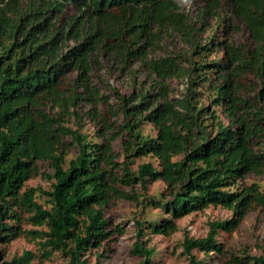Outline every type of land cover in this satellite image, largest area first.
<instances>
[{"label":"trees","instance_id":"trees-1","mask_svg":"<svg viewBox=\"0 0 264 264\" xmlns=\"http://www.w3.org/2000/svg\"><path fill=\"white\" fill-rule=\"evenodd\" d=\"M182 2L209 11L225 8L240 18L250 39L201 42L199 27L179 9ZM165 23L183 34L190 51L148 57L156 35L152 26ZM212 45L223 55L208 61ZM101 51L119 55L123 66L138 60L150 76L147 87L130 95L116 89L113 106L91 82ZM172 76L183 83L177 93H170L166 80ZM101 99L110 115L120 116L110 119L97 111ZM80 100L92 104L88 113L99 122L102 139L64 122L70 106L80 116ZM55 104L59 109L53 110ZM145 122L154 134L142 131ZM115 136L123 160L112 147ZM71 144L76 151L65 164ZM143 154L155 156L157 165L146 160L133 169V156ZM37 159L51 167L41 171L49 188L23 187L40 172ZM249 171H264V0H0V241L25 230V211L27 221L40 226L26 232L38 238L42 257L60 251L67 264H88L86 250L122 230L105 214L109 201L138 202L135 185L145 190L161 177L167 193L149 195L141 204L161 207L167 215L135 220L141 232L167 234L177 217L210 204L231 210L227 218L208 220L203 236L184 234L188 264H201L194 248L222 253L218 232L233 230L249 209H264V183L241 180ZM37 190L48 205L37 201ZM131 252L150 262L153 249L137 241ZM35 256L24 248L5 264H32ZM227 260L264 264V246L259 254L230 253ZM92 264L102 263L97 258Z\"/></svg>","mask_w":264,"mask_h":264},{"label":"rangeland","instance_id":"rangeland-1","mask_svg":"<svg viewBox=\"0 0 264 264\" xmlns=\"http://www.w3.org/2000/svg\"><path fill=\"white\" fill-rule=\"evenodd\" d=\"M179 9L187 13L189 22L199 27L198 38L201 42L215 37L240 43L247 41L249 38L244 23L240 18L229 16L225 8L209 11L197 2H182ZM152 27L156 30V35L147 46L146 55L148 57L184 53L190 49L183 38V34L173 24H153ZM222 55L223 50L218 46L212 45V50L205 55V58L210 61ZM70 76H75V71H71ZM91 78V82L98 85L100 92L107 94L108 100L113 103V106H115L116 89L121 93L130 95L140 87L142 89L146 88L150 80V76L146 74L138 60L133 61L129 66H123L119 55L104 51L98 54V63L95 65ZM166 80L171 87L170 93H177L178 89L183 87L181 80L175 76L166 78ZM203 101L208 102L207 98H204ZM91 105L90 102L80 100L77 106L79 117L72 111V106L62 116L66 124L78 127L81 131L86 132L88 137L99 140L104 136L97 134L96 129L100 127L99 122L96 118L92 119L89 116L88 109ZM95 105L97 111L107 112L106 104L102 102V99L97 101ZM57 109L59 107L55 104L53 110ZM217 112L220 118L226 120L224 113L219 107H217ZM107 114L110 119L115 118L117 115L120 116L119 113L110 115L107 112ZM142 131L154 134L155 129L152 124L145 122L142 126ZM111 143L114 151L119 152L116 158L118 160L125 159L126 154L122 148L120 137L115 136ZM75 151L76 147L74 144L68 145L65 153V164L67 159L74 155ZM178 157H180V153L173 156V158ZM146 160H150L157 165L156 157L151 154L133 156V161L130 165L135 169L137 163ZM36 163L40 172L26 179L23 187L49 188V178L41 173V171L51 170L48 161L37 159ZM241 180L243 182L255 180L259 183H264V171L261 173L249 171L244 174ZM165 184L166 182L161 177L148 182L145 190L139 184H136L134 189L138 193V202L122 197H116L109 201L105 206V214L111 218L112 226L118 225L122 230L121 232H114L110 240L88 248L85 253L88 264H92L97 258L102 264H188V257L182 251L181 245L184 234L203 236L207 230L208 220L223 219L231 215V210L227 207L210 204L203 209L193 210L177 217L175 219L176 227L167 234L154 233L148 229H143L141 232L135 220H158L161 216L167 215L161 207L152 205L142 207L141 204V200L149 195L159 197L161 191H165L166 194ZM35 198L43 205H48L45 195L39 190L35 192ZM26 215L25 211L21 212L20 226L25 230L8 241H0V264H5L13 255L20 253L24 248H30L36 254L32 259V264H67V256L60 251H52L48 257L40 255L42 249L37 243L38 238H32L26 232L27 229L40 226L28 222ZM217 238L223 243L222 253L214 251L204 253L196 248L193 249L196 256L202 260L201 264H235L227 260L230 253L240 254L243 251L248 254L261 253L264 246V209L260 206L249 209L244 213L233 230L229 232L220 230ZM137 241H141L145 246L153 249L150 262H145L143 255L131 252L134 243Z\"/></svg>","mask_w":264,"mask_h":264}]
</instances>
